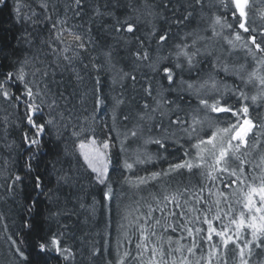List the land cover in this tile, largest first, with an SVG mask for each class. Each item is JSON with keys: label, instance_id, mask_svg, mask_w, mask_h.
Segmentation results:
<instances>
[{"label": "trees", "instance_id": "1", "mask_svg": "<svg viewBox=\"0 0 264 264\" xmlns=\"http://www.w3.org/2000/svg\"><path fill=\"white\" fill-rule=\"evenodd\" d=\"M41 2L42 0H6V3L0 4V73L13 70L16 61L24 60L25 57L30 62H33V57H39L55 70V80L58 82L50 83L52 93H57L55 97L51 93L47 96L41 93L30 101L40 104L41 110L33 117L37 123L48 120L53 122L46 124L45 131L39 136L27 124L23 100L17 106L15 101L0 98V264H25L23 258L15 253L14 246L8 240L9 236L25 250L29 257L28 264H117L119 259L124 258L126 251L131 252V256L125 258L126 264H139L133 257L137 255L136 244L140 241V224L145 223L144 214L148 211V205L156 208L157 201H163L165 195H176L186 209L195 204L192 196L193 193H198L203 199L195 207L201 209L205 205L204 201L212 197L209 191L213 193V189L219 184L220 187L216 189L229 194L228 203L234 212L235 209L239 210L238 205L241 207L243 202L238 188L243 186L233 184L226 188L221 183V180L228 181L235 177L218 174L217 179H208L201 174L210 170L208 164L202 168L194 167L191 172L181 169L169 176L151 179V172L167 170L170 163L181 160L199 163L196 150L190 147L197 142V138L194 136L189 140L175 126L169 127L168 116L161 117L159 111L154 114V120L141 121L138 118V113L144 111V103L155 107V101L144 89L151 84L153 96L159 99L157 93L161 91L160 83L165 87L168 85L166 80H162L163 73L156 74L149 67L150 60H138L135 53L147 49L152 59L168 57L165 63L174 64L177 51L175 45L192 43V37L186 38V33L194 32L203 37H211L209 26L214 14L226 15V22L235 24L230 12L219 6V0H203V6L195 0H150L156 6L154 11L159 13V17L155 19L132 11L133 8L143 11L142 0H84L85 6L79 17L74 16L71 8L65 7L71 0H43L48 4L47 10L40 7ZM105 5L108 7L105 8ZM97 7L101 12L113 11L122 19L128 15L135 19L140 15L137 30L135 33L112 31L108 27L112 22L111 18L96 15L94 10ZM188 12L192 15L183 24L177 25L173 22ZM247 12L250 27L257 30L264 28V19H261L264 0H249ZM59 20H67L66 27L75 26L74 30L83 34L87 50H78L80 58L71 66L61 58V67L56 68L54 61L58 58L57 54L41 41L48 40L51 24ZM148 21L156 25L155 35L148 36L152 30V24ZM57 27L60 25L57 24ZM219 30L218 27L217 31ZM162 32H167L169 37L163 45L158 41ZM225 36H229L227 28L221 36L201 40L195 47H190L189 51L200 49V54L194 57V66L191 68L181 57L180 62L184 67L182 71L177 70L178 81L182 78L193 83L195 88L190 92L177 90L164 93L168 100L179 104L181 118L190 117L197 110L202 119L205 117L199 98L211 102L224 95L228 103L239 106V93L233 94L237 86L248 97L260 93L261 89L256 81L247 84L244 82L248 74L254 69H260V66L243 48H231L224 39ZM29 39L31 44L27 42ZM53 47L56 45L53 44ZM108 50L112 52L110 61L104 56ZM93 63L102 66L99 72L93 69ZM225 65L229 69L227 72L224 71ZM73 67L83 77L82 81L75 79L71 71ZM26 71L30 72L31 67L26 66ZM125 73L129 75L125 76ZM260 73L264 74V69H260ZM132 76L136 77L135 81L131 79ZM241 76L244 80L240 79ZM97 77L101 81L100 94L104 98V103L99 106L95 104L94 96ZM27 78L33 79L31 75ZM51 79L49 77L50 82ZM212 80L216 81L218 92L212 89ZM204 81H208V84L201 88ZM40 87L43 88V84ZM11 91L22 95L23 88L13 87ZM61 92L63 96L58 95ZM53 99L56 104L49 107ZM115 99H122L124 102L117 109L119 115L115 130L110 131L113 127L112 110ZM246 103L249 105V118L254 123L264 124V101L252 104L249 99ZM125 115L128 116L126 121L123 119ZM218 115L221 119H235L223 114L208 113L204 130L199 131L200 126H197L200 137L206 138L211 134L208 124L215 123ZM161 120L163 127L168 128L169 132L176 131L183 148L173 143V137L167 140V150L154 143H146L150 138L166 135L157 127ZM131 130L137 132L136 137L130 135ZM25 133L30 139L39 140V145L27 143L24 139ZM93 136L98 140L110 136L115 145L110 149L109 174L113 195L108 200L103 197L104 186L95 182L94 174L78 150L81 140L86 137L91 139ZM248 140L249 147L245 150L247 155L243 157L247 161L244 165L245 172L248 179L259 178L264 175V171L256 167L260 164V157L264 156V135L260 137L258 147L255 146L256 140L251 134ZM185 150H188L187 156L184 155ZM145 154L151 156L150 162L135 163L137 155L143 158ZM124 161L133 163V169L126 170L123 167ZM229 167L238 168L239 161L230 159ZM16 175L22 179L15 181ZM37 176L41 181L40 188L35 186ZM137 177L147 178L146 183L139 184ZM201 188L204 189L202 193ZM233 192L237 195H232ZM185 200H188L187 205L184 204ZM33 201L36 206L29 212L27 208ZM168 209L176 213L181 211V208L171 203L168 204ZM187 215L189 217L192 214ZM154 216L161 217L160 211H156ZM184 219L179 215L167 218V224L177 227L175 232L170 228L165 232L159 226L156 227L157 234L164 237L165 249L169 236L173 243L177 238L176 233L183 234L184 231L178 225L183 224ZM29 220L36 226L31 233L23 227ZM188 226L195 228L194 224ZM50 232L63 234L64 246L71 250L67 260L56 252L37 254L34 248L37 237ZM153 243L161 242L152 237L149 246ZM253 251L256 253L253 257L264 258V250L254 248Z\"/></svg>", "mask_w": 264, "mask_h": 264}, {"label": "snow or ice", "instance_id": "2", "mask_svg": "<svg viewBox=\"0 0 264 264\" xmlns=\"http://www.w3.org/2000/svg\"><path fill=\"white\" fill-rule=\"evenodd\" d=\"M195 2L203 6V0H195ZM3 3H6V0H0V4ZM84 6V0H71V3L65 7L66 9L71 8L74 16L79 17ZM219 6L226 12H230L235 24L227 23L226 15L214 14L212 23L209 26L211 37H203L194 32L186 33V38L188 36L192 37V43L191 45L187 43L175 45L177 51L175 52L176 61L174 64L169 65L165 63L168 57H157L152 59L147 49L143 52L137 51L135 53L138 60H150L151 63L149 64V67L156 74L163 73L162 80H166L168 85V87H165L163 83H160L161 91L157 93L159 99H157L156 96H153V88L151 84L144 89L145 93L155 101V107H150L148 103H144L142 106L144 111L138 113V118L141 121L154 120V114L159 111L161 117L168 116L169 127L175 126L176 129L182 132L189 140L193 139L194 136L197 138V142L191 144L190 147L196 150V158L199 163L193 164L187 160H181L178 163H170L167 170L151 172V179L155 180L162 176H169L173 172H177L181 169H187L191 172L194 167L202 168L208 163L206 159L207 155L212 161L209 165L210 170L201 174L206 175L207 178L211 180L218 178L213 175V173H227L230 177H235V179H230L228 181L221 180V183L224 184V187L226 188H230L233 184L243 186L238 188V192L242 197L243 209L246 210L247 214L242 210L238 216H231L228 220V224L222 225L218 229L214 226V221H222L223 219L219 206L222 200H228V195L223 191L215 193L217 196V199L214 201V204L216 205V213L211 218H209V213L212 212V206L207 205V202H205V205L202 206L201 209L195 207V204H199L203 199L198 193H193L192 196L195 204L186 209L180 204L176 195H165L163 201H157L156 208L152 205H148V211L144 214L145 223L140 224V241L136 244L137 255L133 257V259L137 260L139 264H169V261H171V264H192L191 258L196 255L197 249H200L201 255L199 256V259L195 261V264H213L214 259L221 256V253H223V259L217 261V264H228L230 245L232 246L235 264H250L253 255V248L264 250V175L259 177V183L255 182V177L249 182L244 168L247 161L243 159V157L247 155L245 150L249 147L248 138L250 134L255 137V146L257 147L259 145L260 137L264 135V124L254 123V121L249 118V105L246 103L249 99L252 104H256L258 101H264V74L260 73V69H264V28L257 30L256 28L249 26L247 20L249 0H219ZM40 7L47 10L48 4L42 0ZM107 7L108 6L105 5V8ZM155 7V4L151 3L150 0H142L143 11H141L140 8H133L132 11L140 12L141 15H146L155 19L159 17V13L154 11ZM17 11H19V9H17ZM94 11L96 15L110 17L112 22L108 27L116 33H135L141 19L140 15H137L135 19H133L131 15L125 16L122 19L113 11L101 12L99 7ZM191 15L192 13L188 12L183 17H177L173 22L177 25L183 24L189 19V17H191ZM47 19L50 20L51 17H47ZM261 19H264V12L261 13ZM148 22L152 24V30L148 33V36L155 35L157 31L156 25L152 23V21ZM57 24H59L60 27H57ZM66 24L67 20L53 22L51 24L48 40L41 41L42 43H46L48 47L52 49L53 53L57 54L58 58L54 61L56 68L61 67V58L63 61L67 62L68 66H71L80 58V51L78 50H87L83 34L74 30L75 26L66 27ZM218 27L220 29L219 31H217ZM225 28L229 30V36L224 37L228 45L231 48H236L237 46L243 48L260 66V69H254L250 72L247 80L244 82L247 84L256 81L261 91L258 95L248 97L247 94L237 86L233 94H235V92L239 93L237 96L239 106H234L228 103L224 95H220L219 98L213 99L209 102L208 99L199 98V94L197 93L199 104L205 112V117L202 119L199 115V110H197L194 114H191L190 117L181 118L179 115V104L174 100H168L164 95L166 92L170 93L177 90L180 92H190L195 88L193 83L185 81L182 78L178 81L177 70L182 71L184 67L180 62V59L182 57L189 68L193 67L194 57L200 54V49L196 48L195 51H189V48L195 47L201 40L221 36ZM90 31L91 29H89V32ZM168 38V33L162 32L159 34L158 41L163 45L167 42ZM27 42L31 44L30 39L27 40ZM53 44H55L56 47H53ZM68 53L72 54L68 55ZM207 54L211 55V53ZM104 56L110 61L112 56L111 50L106 51ZM26 66L31 67L30 72L26 71ZM85 67H87V65H85ZM92 67L99 72L102 66L93 63ZM228 70V66L225 65L224 71L227 72ZM71 71L78 82L83 80V77L74 67L71 68ZM28 75H31L33 79L29 80L27 78ZM55 75V70L51 69L50 65L46 64L44 61H41L39 57H33V62H30L28 58L25 57L24 60L16 61L13 65V70L0 73V98H3L6 101H15L17 102V106L19 105V102L23 100L26 107L25 119L27 124L35 129V135L37 136L45 131L46 124H52L53 122L52 120H48L45 123H37L33 117L41 110L40 104L30 101H33L36 96H40L41 93L45 96L50 93L54 97L57 95V93H52V88L50 86V83H58L55 80ZM124 75L128 76L129 74L125 73ZM49 77L52 78L51 82L49 81ZM131 79L135 81L136 77L132 76ZM240 79L244 80V77L241 76ZM113 83H115V80ZM40 84H43V88L40 87ZM206 84H208V81H204L200 87L203 88ZM95 85L97 86L94 90L95 104L99 106L104 103V98L100 94L101 81L99 77L96 78ZM21 86L23 88L22 95H16L11 91L13 87L19 89ZM34 87L36 91H34ZM211 87L214 91H219L215 80H212ZM58 95L63 96V93H58ZM178 98L182 99L183 97ZM123 102L122 99H115V104L112 110L113 127L110 131L115 130L116 120L119 115L117 109L123 104ZM41 103H43V100H41ZM55 104L56 100L53 99L52 104H50L49 107H52ZM170 105H175V107H169ZM208 113L223 114L225 117L230 116L235 119H221L218 115L215 118V123L209 122L208 124L211 134L207 135L206 138L200 137L199 131L204 130L203 125L208 119ZM173 115H175L174 119L172 118ZM123 119L125 121L128 120V116H123ZM197 126H200L199 131ZM157 127H160L166 135L161 138H150L146 143H154L167 150V140L169 137H173L175 138L173 139L174 144H177L179 148L184 147L183 144L179 143L180 138L177 137L176 131L169 132L168 128L163 127L162 120ZM74 135H76V133H74ZM130 135L136 137L137 132L131 130ZM24 139L30 145H39L40 143L39 140L35 138L30 139L27 133L24 134ZM125 139H127V136ZM114 146L115 145L111 142L110 136L102 140H98L95 136L91 139L86 137L85 140H81L79 143L81 155L83 156L87 167L91 170V173L94 174L95 182L105 188L103 197L106 200L111 199L113 195L109 165L111 162L110 149ZM121 151H124L123 142L121 143ZM184 155H188V150L184 151ZM229 159L239 161V167L230 168L228 166ZM150 161L151 156L149 154H145L143 158L140 155H137L135 163H146ZM123 167L126 170H131L133 169L134 164L124 161ZM256 167L261 168V170L264 171V156L260 157V164L256 165ZM21 179L22 178L19 175L14 177L15 181H20ZM125 179L127 180V177H125ZM137 180L139 181V184H144L146 183L147 178L137 177ZM35 181L36 188H40L41 181L38 176L35 178ZM203 191L204 189L201 188L200 192L202 193ZM185 192H188V189H185ZM236 194V192L232 193V195ZM209 195H213V193L209 191ZM170 203L174 204L177 208H181L180 213L168 209V204ZM161 204L163 206H160ZM184 204L187 205L188 200H185ZM35 206V201H33V203L28 206L27 210L31 212ZM228 208L229 211H231V205H228ZM156 211H160L161 217L157 218L154 216ZM188 213L193 214L192 219L185 220L183 224H179L178 226L182 231L187 232L189 237H192L193 232L197 234L206 232V236L201 237L202 242L210 244V248L206 252L201 249V246L198 245L194 239L190 247L181 244L180 240L184 239L183 236L176 240V247H172V237L169 236L167 239L168 246L167 249H165L163 235L157 234V226L165 232H167L169 228L172 232L177 231L176 226L166 223L167 218L176 217L177 215L185 217ZM225 215H227V213H225ZM201 216L203 218H201ZM137 219H139V217H137ZM162 220L165 222L162 223ZM148 221H154V223H148ZM193 222L207 225V228H193L188 226ZM23 227L27 229L28 233H31L36 226L31 220H29L24 223ZM248 234H250L251 239L247 238ZM62 235L63 234L59 232H50L47 235L38 236L34 245L37 254L56 252L67 260L71 254V250L64 246ZM214 236L218 238V243H212ZM152 237H155V239L161 243H153L152 246L149 247ZM8 240L11 242V245L14 246L15 253L23 258L25 264H28L29 257L25 254V250L20 247L12 236H9ZM21 243H23V241H21ZM245 249H247V253L245 252ZM145 252L148 253L147 258H145ZM185 252L187 253L186 255ZM177 253L180 254L179 259H177ZM130 256L131 252L126 251L124 253V258L119 259L117 264H126L125 258ZM259 264H264V261H260Z\"/></svg>", "mask_w": 264, "mask_h": 264}, {"label": "rangeland", "instance_id": "3", "mask_svg": "<svg viewBox=\"0 0 264 264\" xmlns=\"http://www.w3.org/2000/svg\"><path fill=\"white\" fill-rule=\"evenodd\" d=\"M78 150H79V153L81 154V150L79 149V146H78ZM82 158H83V156H82ZM206 159L208 161L207 164L210 165L212 163L211 158L210 157H207V155H206ZM228 166H229V164H228ZM208 168H209V166H208ZM218 174L219 175H222L223 177L224 176L230 177L227 173H213V175H215V176H218ZM248 181L251 182L252 179H248ZM255 182L256 183H259V178L258 177L256 178ZM216 187H220V185L217 184V186H215V188L213 189V195H212V197H210L208 201H204V204H205V202H207L208 205H211L212 206V212L209 213V218H211L216 213V205L214 204V201L217 199L216 198L217 196L215 195V193H217L219 191V190L216 189ZM231 200H232V198H231ZM233 201H235V200H233ZM228 202H229L228 200L227 201H222L221 204H220V206H219L220 207L221 216L223 217V219H222V221H214V226L217 227L218 229L222 225L228 224V220H229V218L231 216H233V215L238 216L239 213L242 210L245 211V213H246V210L243 209V204H242L241 207H240V205H238L239 210H236L235 209V212H234L233 211V207L231 206V211H229L228 205H230V204ZM225 213H227V215H225ZM197 214H199V213H197ZM192 216H193V214L191 216H189V217L187 215L186 218L184 219V217H183V219H184V221L185 220H191L192 219ZM201 218H203V217L201 216ZM193 224L195 225V227H203L204 229L207 228V225H204V224H201V223L193 222L192 225ZM232 227H234V226H232ZM176 235H177V238L174 239V241L172 243V247H176L177 246L176 240L179 239L181 236H183L184 239L183 240H180V243L183 244V245H185L186 247H190L192 245V242H193V239H194L195 242L198 245L201 246V249H203L204 252H206L210 248V244L209 243H204L201 240V237L202 236H206V232L199 233V234L193 232L192 237H189L188 234H187V232H183V234L176 233ZM247 238L248 239H251L250 234H248ZM212 243H218V238L214 236ZM151 246H152V244L149 247H151ZM253 250H254V248H253ZM245 252L247 253V249H245ZM147 254H148L147 252L144 253L145 258H147ZM186 254L187 253L185 252V255ZM200 255H201V251H200V249H197L196 255L191 258L192 264H195V261L197 259H199V256ZM254 255H256V253L253 251V255L251 257L250 264H259L260 261H264V258H255V257H253ZM176 256H177V259L180 258V254L179 253H177ZM222 259H223V253H221V256L216 257L214 259L213 264H217V261H220ZM169 264H171V261H169ZM228 264H235V258H234V255H233V250H232V246L231 245L229 247V253H228Z\"/></svg>", "mask_w": 264, "mask_h": 264}]
</instances>
